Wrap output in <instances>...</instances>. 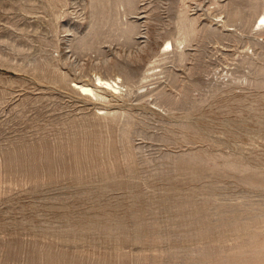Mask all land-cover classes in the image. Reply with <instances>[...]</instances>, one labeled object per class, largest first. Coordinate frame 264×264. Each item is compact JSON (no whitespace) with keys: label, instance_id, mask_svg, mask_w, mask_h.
<instances>
[{"label":"rangeland","instance_id":"rangeland-1","mask_svg":"<svg viewBox=\"0 0 264 264\" xmlns=\"http://www.w3.org/2000/svg\"><path fill=\"white\" fill-rule=\"evenodd\" d=\"M0 264H264V0H0Z\"/></svg>","mask_w":264,"mask_h":264},{"label":"bare ground","instance_id":"bare-ground-1","mask_svg":"<svg viewBox=\"0 0 264 264\" xmlns=\"http://www.w3.org/2000/svg\"><path fill=\"white\" fill-rule=\"evenodd\" d=\"M99 81V80H98ZM80 88V87H79ZM83 88V87H82ZM82 88H80V90L82 89ZM85 90V89H84ZM88 90V89H87ZM86 91V90H85ZM86 92H88V91H86Z\"/></svg>","mask_w":264,"mask_h":264}]
</instances>
